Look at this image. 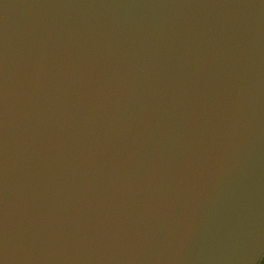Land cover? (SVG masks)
Instances as JSON below:
<instances>
[{
    "label": "water",
    "instance_id": "water-1",
    "mask_svg": "<svg viewBox=\"0 0 264 264\" xmlns=\"http://www.w3.org/2000/svg\"><path fill=\"white\" fill-rule=\"evenodd\" d=\"M264 0H0V264H257Z\"/></svg>",
    "mask_w": 264,
    "mask_h": 264
},
{
    "label": "flooded vegetation",
    "instance_id": "flooded-vegetation-1",
    "mask_svg": "<svg viewBox=\"0 0 264 264\" xmlns=\"http://www.w3.org/2000/svg\"><path fill=\"white\" fill-rule=\"evenodd\" d=\"M257 264H264V254L262 255Z\"/></svg>",
    "mask_w": 264,
    "mask_h": 264
}]
</instances>
